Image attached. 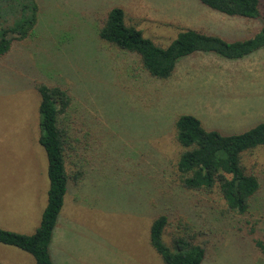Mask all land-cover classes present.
I'll return each mask as SVG.
<instances>
[{
	"label": "rangeland",
	"instance_id": "374dc122",
	"mask_svg": "<svg viewBox=\"0 0 264 264\" xmlns=\"http://www.w3.org/2000/svg\"><path fill=\"white\" fill-rule=\"evenodd\" d=\"M80 2L87 3L90 11L95 3L122 4L133 24L163 44L188 26L246 38L261 24L216 14L199 0H57L56 4L48 2L44 10L41 27L46 35L18 44L8 57L9 61L40 59L32 63L31 71L8 69L0 63V228L34 234L47 202L48 159L37 142L39 98L31 80L44 74L36 67L45 63L54 70L49 78L52 83L68 85L76 115L83 116L101 143L99 151L105 150L109 157L105 163L101 157L105 173L99 179L71 189L67 196L51 248L54 263L163 264L148 238L153 211L148 201L155 197L153 193L159 198L165 190L173 191L169 166L178 151L173 138L175 120L181 114L195 113L207 126L225 134L264 122V49L237 62L207 55L188 58L166 82L130 77L125 72L127 61L112 62L106 52L94 55L90 46L63 51L48 48L54 13L76 21ZM67 8L73 15L63 14ZM243 165L248 173L262 176L264 148L246 152ZM217 198L205 202L208 198L185 193L174 200L175 209L181 210L182 203L191 209L196 227L211 230L207 264H246L238 253L243 234L250 244L249 264H264L253 252L249 229H244L243 222L222 217L224 209ZM215 210L223 222L215 221L211 213ZM255 226L261 235L264 222ZM0 264L35 261L24 251L0 245Z\"/></svg>",
	"mask_w": 264,
	"mask_h": 264
},
{
	"label": "trees",
	"instance_id": "16d2710c",
	"mask_svg": "<svg viewBox=\"0 0 264 264\" xmlns=\"http://www.w3.org/2000/svg\"><path fill=\"white\" fill-rule=\"evenodd\" d=\"M48 2L56 4L57 0H0V63L3 67L15 66L27 72L31 71L34 61L40 60L9 61L8 57L18 44L41 40L43 34L46 35L41 26ZM199 3L216 14L239 22L261 24V27L246 38H231L204 27L188 26L168 44H163L146 36L133 24L122 4L99 3L97 6L95 3L91 4L95 9L90 11L87 3L80 2L76 21L54 13L57 15L51 25L53 40L48 39V48L63 51L90 46L94 55L106 52L112 62L127 61L125 72L130 77L145 76L159 82L171 80L185 60L197 55L237 62L264 49V0H199ZM66 10L64 15H73L71 8ZM36 71H44L43 75L37 74L43 78L32 77L31 80L39 98L37 142L48 159L47 202L34 234L0 228V245L30 254L35 264H55L51 248L67 196L71 189L99 179L105 173L102 163L99 164L101 157L103 163L109 157L105 150L99 151L101 143L95 139L83 116L76 115L75 97L68 85L52 83L50 75L54 70L45 63H40ZM212 127L195 113L181 114L175 120L173 138L178 151L169 166L173 191L169 197L167 190L159 198L153 193L155 197L148 201L149 208H153L149 214L152 222L148 238L163 264H207L211 257V230L196 227L186 204L182 203L181 210L175 209L174 200L185 193L194 198H208L205 202L218 197L216 201L224 209L222 217L228 222H243L244 229H249L253 252L264 259V232L258 235L255 226L264 222V173L262 176L250 174L243 165L246 152L264 148V122L231 134ZM211 213L215 221L223 222L216 210ZM242 236L247 239L246 235ZM243 238L238 242L241 249L238 253L249 264L251 255L247 248L250 244Z\"/></svg>",
	"mask_w": 264,
	"mask_h": 264
}]
</instances>
